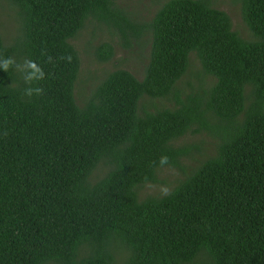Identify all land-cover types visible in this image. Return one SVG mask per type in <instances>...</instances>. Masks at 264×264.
Returning <instances> with one entry per match:
<instances>
[{"label": "trees", "instance_id": "1", "mask_svg": "<svg viewBox=\"0 0 264 264\" xmlns=\"http://www.w3.org/2000/svg\"><path fill=\"white\" fill-rule=\"evenodd\" d=\"M6 1L20 25L0 34V264H264V0H239L252 39L211 0H167L147 21L116 0ZM87 21L127 49L150 35V51L141 79L116 68L79 105ZM192 52L213 81L184 93ZM144 95L174 106L139 112ZM202 131L215 153L141 199L161 168L185 170L193 148L175 141Z\"/></svg>", "mask_w": 264, "mask_h": 264}, {"label": "rangeland", "instance_id": "2", "mask_svg": "<svg viewBox=\"0 0 264 264\" xmlns=\"http://www.w3.org/2000/svg\"><path fill=\"white\" fill-rule=\"evenodd\" d=\"M167 0H116L118 6L123 8L131 18L136 21L150 20L157 9ZM214 7L224 10L232 20L233 29L240 36L252 39L253 35L244 23L239 0H211ZM20 20L17 9L6 0H0V34L5 41L10 42L17 34ZM103 42H109L114 48V55L107 61L98 59L95 55L96 46ZM80 58V68L74 87L76 102L81 105L90 91L101 81L105 75L116 69L124 68L132 72L138 79L144 75V68L148 63L150 51V35L144 37V42L130 49L124 48L119 38L110 33L104 24L95 21H87L79 34L72 40ZM200 62L195 53H190L189 67L186 73L177 82V87L184 93L197 88L200 85H209L213 78L203 75ZM173 107L174 102L166 98H150L146 95L141 97L138 103L139 112L143 109L154 107ZM218 140L205 131L187 133L179 137L176 145L192 146L191 155L182 159L185 170L178 168L163 167L158 171L159 181L146 183L138 190L142 199L148 195H160L170 191L178 181L185 176V172L198 165L207 157L213 155ZM106 167L100 163L90 176L91 181L101 177ZM119 251V250H118ZM126 257L125 251L116 254L117 264H123Z\"/></svg>", "mask_w": 264, "mask_h": 264}, {"label": "clouds", "instance_id": "3", "mask_svg": "<svg viewBox=\"0 0 264 264\" xmlns=\"http://www.w3.org/2000/svg\"><path fill=\"white\" fill-rule=\"evenodd\" d=\"M166 162V158H162L161 163Z\"/></svg>", "mask_w": 264, "mask_h": 264}]
</instances>
